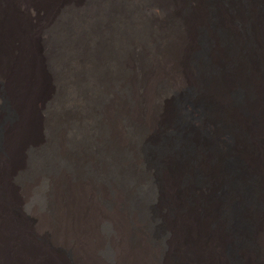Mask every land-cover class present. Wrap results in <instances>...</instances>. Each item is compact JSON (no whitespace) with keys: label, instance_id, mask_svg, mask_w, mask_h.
Here are the masks:
<instances>
[{"label":"bare ground","instance_id":"obj_1","mask_svg":"<svg viewBox=\"0 0 264 264\" xmlns=\"http://www.w3.org/2000/svg\"><path fill=\"white\" fill-rule=\"evenodd\" d=\"M148 1L161 0H146L144 4H151ZM165 1L164 8L169 12L164 19H170L171 30L168 29L166 42L161 41L160 51L153 52L154 57L140 58L134 54L129 47L133 37L129 31L119 36L123 41L121 48L114 47L109 54L100 57L93 51L95 58L90 65L95 60L97 65L91 71L75 53L80 77L74 84V100L68 98L65 104L71 106L70 103L78 102L79 120L77 125H71L70 118L60 120L52 136L49 120H38L34 103L46 93L53 71L62 73L64 59L58 57L53 71L50 63V69L42 66L38 71L35 64L27 61L6 63L5 67L11 69V94L19 111L17 116L12 112L7 117L3 111L0 114V264H232L224 251L225 245L232 249L237 264H264V214H255L251 208L254 198L261 204L264 201V142L261 141V135H264V1L249 6L232 4V0H218V6L205 4L203 0ZM191 1H194V7L190 6ZM207 6L214 12L213 23L205 15ZM78 22L80 20L76 19ZM150 25L149 19L143 23L144 37L149 35ZM214 27L229 36L225 33V37L218 38L214 35ZM200 30L206 33L209 43L206 52L208 75L191 62L193 52L199 46L196 33ZM139 35L134 39L135 44L145 49L151 44L150 39ZM68 37L67 34L62 37L64 46ZM159 37L160 33L153 37L156 45ZM96 40L101 41L99 36ZM64 46L61 47L64 49ZM109 59L116 76L109 89L112 97H103L101 101L98 98L93 102L91 96L99 97L106 90L107 85L101 86L95 77L105 72L103 67ZM87 70L89 74L85 78ZM239 86H244L243 96L235 103L231 93ZM186 87L193 88L199 107L198 110L192 106L185 110V119L189 122L196 117L199 119L197 123L210 134L214 150L206 152L204 146L199 145L197 149L191 146L189 151L190 147L186 150L177 143V148L181 145L178 150L175 146L168 147L170 140L165 137L162 144L169 152L157 156L156 163L162 166V170L154 178L153 191L159 196L156 217L162 225L163 238L158 243V239L155 242L148 239L141 216L125 206L123 189L99 178L104 177L106 161L112 159L111 146L118 148L119 144H124V128L130 123H141L140 138L154 142L150 135L153 130L142 116L154 121L159 116L155 110L157 106L166 105L171 95ZM246 93L248 95H244ZM164 107L165 116L168 114ZM133 112L138 116L135 121L130 117ZM205 116H208L207 120H201ZM216 120H220L221 128H228L230 133H223L220 128L215 130ZM2 123L7 126L1 132ZM49 137L54 139L55 145L52 155L46 144ZM190 141L197 144L193 138ZM225 144L232 145L230 153H234L233 158L240 157L234 158V166L225 172L232 186L227 192L228 202L223 207L231 208L230 220L234 222L233 230L227 232L223 230L219 214H214V210L217 212L216 202L209 205L214 208L213 212L208 208L206 214L198 212L195 204L202 194L209 196L216 182H222L215 164L221 159ZM172 153L182 165L183 176L186 174L192 178L185 179L182 188L178 183L181 173L171 177L167 168ZM21 154L24 155L22 162ZM130 155L125 162L130 167L132 182L138 180L131 184L137 193L138 189L146 190L136 173L142 160L133 148ZM208 159L211 164L213 161L212 165ZM21 163L25 166V174L15 176ZM201 171L206 186L203 190L192 182ZM142 196L143 200L147 197L144 193ZM31 197H39V205L30 206L24 217L15 216L17 203L29 201ZM137 204V210L141 209L142 204Z\"/></svg>","mask_w":264,"mask_h":264},{"label":"rangeland","instance_id":"obj_2","mask_svg":"<svg viewBox=\"0 0 264 264\" xmlns=\"http://www.w3.org/2000/svg\"><path fill=\"white\" fill-rule=\"evenodd\" d=\"M137 1H138V4H137ZM145 1L146 0H141V1L140 0H136V1L135 0H0V114L3 111L4 115L7 117L9 116L10 112H12V113H15L17 116V111H19L18 107L16 106L14 102L13 96L11 94V89H12V86H11L12 83L10 80L11 69L10 67H5L7 62H14L15 60L16 61L19 60L20 62L27 61L29 64H32V63L35 64L37 66V71H38V67L41 68L43 66V68H46L47 66L49 67L48 63H50V66L52 67V71H53L54 66L56 64V60L58 59V57H61V59H64V67H63L62 73L59 74L57 73V71L55 72L53 71V76L51 74L52 80L50 81V85H48L46 93L35 101L34 108L36 109V113H37L36 115L38 117V120H41L42 118H46L49 120L50 132H51L50 136H52V133L58 128V124L60 120H64V118H70L71 125H77L78 120H79V113H80L79 108L77 107L78 102L75 101V102L70 103L72 107L67 106V104H65L67 103L68 98H72L74 100V95H73L74 84L78 81L76 78L80 77V73H79L80 69L78 67L79 61L77 59H74L75 53L79 54L76 56H78V58L81 57V60L83 59L85 64L87 65L88 70L91 71L97 65L96 60L90 65L92 58H95L94 56H92L93 51L96 52L95 55L97 57H100V55L102 56L105 54H109L110 50H112L114 47L115 48L120 47L123 41L120 39L121 37L119 38V36L122 33H124V31H129L133 34V37L129 42V47L131 46L134 54L139 55L140 58L142 56L144 58H150V56L154 57L153 55L155 54L153 52L160 51V46L162 43L161 41L166 42V39H168V36H169L168 29L169 31L171 30L169 26L171 21L170 19H167V20L164 19L167 13L169 12L167 11V8L166 9L164 8L163 2L166 3V1L165 0L158 1L159 4L157 1H152V3L151 1H148L151 3L148 5L144 4ZM261 1H264V0H232V4L236 3L235 5H237V4L242 3V4L249 6L250 3L255 4V2L260 3ZM203 2L205 4L208 3L210 5H215V6L216 5L218 6V3H219L218 0H203ZM142 4H144V6ZM166 6L168 5H165V7ZM190 6L192 7L195 6L194 1L190 2ZM127 11L130 13H128ZM205 15L207 19L208 18L210 19V20L208 19L210 23L214 22L215 18L213 16L214 12L212 9L208 7V12H206ZM206 17H204L203 19L206 20ZM76 19L80 20V22H78L79 24L76 23ZM148 19L150 20V24H151L149 27V31H148L149 35H146L144 37L143 31H142V29L144 30L143 23L146 20L148 21ZM112 22H113V26L112 25L109 26ZM246 30H248L247 27H246ZM115 31L117 32L115 33ZM213 32H214V35L217 36L218 38L225 37L226 34H228L224 30H221L216 27L213 28ZM159 33H160V37H159L160 40L157 42V45H156V42L153 41V37ZM66 34L67 36H69L68 37L69 39L64 46V44L61 42H62L63 35L65 37ZM245 34L248 35V32H246ZM138 35L143 36V38H149L151 44H147L145 49L140 48L141 46H138L137 44H135L136 42L135 40L137 39ZM94 36L96 38L97 36H99L101 41L99 40L97 41ZM196 37H197L199 46L193 52L194 54L192 53L193 55L191 58V62L196 64L199 67V70H201V72L207 73V69H208L207 59L208 58L206 56V52L208 50L209 43L207 42L208 40L206 37V33L200 30L196 33ZM62 45L64 46V49L61 47ZM135 49L137 50V52L135 51ZM59 53L61 54L59 55ZM142 53L145 55H143ZM148 54H151V55H148ZM106 63L104 64V67H103V69H105V72L102 71V73H100L101 76L100 74H98L95 77L99 80L101 86L107 85L106 90L103 91L104 93H100L99 97L91 96L93 98L91 101L93 102H95V100H97L98 98H100L99 100L101 101L102 100L101 98L103 97H106L107 99H110V97H112L111 91L109 89L113 86V83H115L116 76L115 74H113L114 72L112 68L111 59L107 60ZM88 70L86 72L85 78L89 74ZM208 74H209V70H208L207 75ZM15 75H17L16 71H15ZM94 82L95 81H93V83ZM162 86L164 85H161V87ZM171 86L174 87L172 83H171ZM239 87L234 88V91H232L231 93L232 95L231 99H233L234 97L235 103H237L238 100H241L242 99L241 97L243 96L241 91H243L244 86L243 87L239 86ZM244 95H248V93ZM250 95L251 94H249V96ZM197 101H198L197 98L196 99L194 98L193 88L186 87L183 89L182 92L171 95L170 98L167 99L166 105L162 103L157 106V109L155 110L158 113L157 115L159 116L158 118H154L155 119L154 121H150L146 116L141 115L146 120V123L149 124L153 130L150 132L151 133L150 135H152L154 139V142L152 141V143L154 144L149 142L150 140L148 139L143 140V138H140L141 133H140L139 128H140L141 123L128 124L130 126H127V128H124V133H123V135L124 134L126 135L124 136L122 135V139H123L122 141L124 142V144L123 145L122 143L119 144L121 146H118V148H116L117 146H113V145L111 146L113 148L109 150L110 155L112 157V159H110L111 163L109 160L106 161L107 166L105 169L104 177H102L101 179L99 178V180L105 181L106 183L113 182L123 189L124 191L123 195L125 196L124 197L125 206L130 209L132 208L131 210H134L135 213L139 217L141 216L140 220L141 221L143 220L142 222L144 223L146 235L149 240L154 241V242L157 241L158 239V243H160V240L162 237V232H161L162 225L159 221H157L158 219L156 217L157 212H158L157 210L158 205L156 203L159 200V196H157L153 192L155 188L154 178L160 175L162 166L156 163L157 162L156 160H157V156L159 153H165V151L169 152L167 151L168 149L167 150L164 149L162 142L164 143V141H166V138H168L167 140H170L169 142L170 144L168 145V147H170V145L172 147L175 146V148L178 150L180 149L181 145H183L184 148L186 147L185 148L186 150H188V148L190 147L189 151L192 150V147L194 148L196 147V149L199 148V145H201V148L202 146H204L203 148L207 150L206 152H212L214 150V146L211 145L212 141H211L210 134L208 133V131H206V129L203 126H199L200 124L197 123V122H200L199 119L196 120L197 119L196 117V119L192 122L186 121L185 119V116H186L185 110L189 108L191 109V106L192 108L198 110L199 105ZM191 103H193V105H191ZM163 106H165L164 110H167L168 115H165L167 116V118H164L165 116L163 112ZM208 113H210V111ZM132 114L133 116L130 115V117L132 118V120L135 121V119L138 116L135 115L134 112ZM200 116L201 115H199V118ZM142 117L140 119L141 121L143 120ZM207 118L208 116H205L201 120L206 121ZM140 120L138 122H140ZM216 121H217V125L215 126V130L217 128H220L219 131L221 130V132L223 133H230L228 128H221L220 120H216ZM163 123H166V124H163ZM6 126H7L6 123L1 124V132L2 130L5 129ZM261 136H262L261 141L264 142V135H261ZM192 138L195 139V142H197V144L193 142L190 143L191 142L190 139ZM63 141H64V137H63ZM188 142H189V145L187 144ZM201 142H203V145L201 144ZM177 143L181 144L179 145L180 146L179 148H177L178 145L177 146L175 145ZM46 144L49 148L50 155H52L55 151V150H52L55 147L54 139L52 137H49L48 140H46ZM58 145L60 146L61 143L58 142ZM231 146H232L231 144L224 145L223 152L221 153L222 154L221 159H219L218 163L215 164V166H218L219 170L222 171V174L220 173V171L219 172L217 171V175L219 174L220 176H222L221 177L222 182L220 181L216 182L213 189L210 191L209 196L206 197L205 194H202L201 197L197 198L196 203H195L196 206L199 207V208L197 207V211L200 213L204 212L203 214H206V212L209 213L208 211V208H210L209 205L210 204L212 205V202L214 203L216 202L215 207L218 213L217 212L215 213L214 208H210V212L212 213L214 210L215 215L219 214V217L223 221L222 223L223 230H225L226 232L228 230L229 231L233 230L234 222L230 220L232 218L230 214L231 208L223 207V204L225 202H228L227 192L229 188L232 186V182H228L227 178L225 177V172H228L226 169H229L232 166H234V162L235 160H237L236 158L240 159V157H236V158L234 157L235 160H233L234 153H232V155L230 153ZM131 148L137 151L138 157L140 158V160H142L139 166H137L136 168L137 169L136 173H137L138 178H140L139 180L143 181V184H141L142 188H146V190L138 189L137 193L135 192L134 187H132L131 184L137 183L138 180L137 181L135 180L136 182L135 181L132 182L131 180L132 173L130 171V167L129 165H126V162H125V160L128 161L129 157L131 156L130 155ZM170 157H171V163L170 165H168L167 168H168V171H170L171 177H174V175H179L178 173H181L180 167L182 165L176 161L178 159L177 155L172 153ZM23 158H24V155L21 154V162ZM113 160H115L116 162ZM208 162L209 164H211L209 159H208ZM118 163H120V165ZM212 164H213V161H212ZM192 171L195 172L196 170H192ZM233 171H235L234 167H233ZM17 173L18 175L25 174V166L22 163L20 166V171H16L14 175ZM202 173L203 172L201 171V173H199L201 175L199 176L196 175L194 177L195 180H192V182L193 184L195 182V185L198 186V189L203 190V188H206V186L204 187L205 177H202L203 176ZM183 175L184 174L181 173L179 178L177 177L179 188L183 187V184H185L183 183V181L185 179L191 178L189 175L185 174V177ZM144 176H146V178ZM200 181L202 184L200 183V185H198L197 183ZM126 189H128V191H125ZM143 191H146V192H143ZM134 192L136 193V195H134L135 194ZM143 193L147 196L145 200L142 199ZM153 197H156V198H153ZM39 201H40L39 197L38 198L31 197L30 200L26 202L21 200V202L20 203L18 202L15 207L14 215L19 216V217L20 216L24 217L29 207L32 205L34 206L39 205ZM136 202L142 204V205L139 204L141 205V207L139 206L141 209L137 210ZM164 204L166 205V202H164ZM251 208H252L253 213L255 214L259 212H262L264 214V201L261 204L259 203V201L256 202L254 198V201L251 204ZM207 228H209V225H207ZM262 241H263V245H262L263 248L261 247V245H259L258 250L262 248L263 249L262 252H263L264 251V236H263ZM224 251L225 253L228 254V256H230L232 264H237V261L233 259V256H232L233 252L230 246L225 245Z\"/></svg>","mask_w":264,"mask_h":264}]
</instances>
